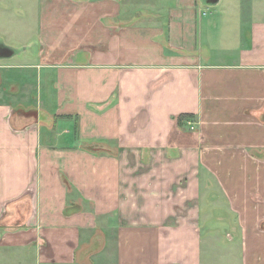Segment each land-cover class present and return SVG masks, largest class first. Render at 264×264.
Wrapping results in <instances>:
<instances>
[{"label": "crops", "instance_id": "crops-1", "mask_svg": "<svg viewBox=\"0 0 264 264\" xmlns=\"http://www.w3.org/2000/svg\"><path fill=\"white\" fill-rule=\"evenodd\" d=\"M36 3L0 34V264H264V0Z\"/></svg>", "mask_w": 264, "mask_h": 264}, {"label": "rangeland", "instance_id": "rangeland-1", "mask_svg": "<svg viewBox=\"0 0 264 264\" xmlns=\"http://www.w3.org/2000/svg\"><path fill=\"white\" fill-rule=\"evenodd\" d=\"M11 2H12V0H11ZM12 3H13V5L11 6L12 9H14V10L17 9L16 11L20 12L23 15H19V20L16 19V21H14L12 24L2 23L5 27H3L1 29L5 28L7 30V33H8V34H4L3 37L4 38L7 37V39L15 38L14 40H12V43L15 44V46L17 47L18 50H22L24 45L27 44L26 41L23 40L24 37H26V36L29 37L37 28V24L35 22L36 13L33 10L34 8L37 9V3H36V0H13ZM34 5H35V7H34ZM38 8H39V6H38ZM27 9L30 12H28ZM17 21H18V23H16ZM1 29H0V34L2 35ZM36 31H38V30H36ZM32 35H34V33ZM18 38H20V40ZM97 247L99 249H101L103 247L102 242L100 243V241H99ZM92 250H91V253L95 252V249L93 250V252H92ZM100 251L101 250H99V252ZM99 252L95 253V255H94V253L91 254L92 257H90V259L93 261H95V260L98 261L99 264H101L100 262H107V260L105 258V253L101 255V253L99 254ZM110 254H112V253H110ZM224 257H225L224 253L223 254L220 253V255L219 254H212L211 255V258L215 259L217 262H219V260H224Z\"/></svg>", "mask_w": 264, "mask_h": 264}, {"label": "trees", "instance_id": "trees-1", "mask_svg": "<svg viewBox=\"0 0 264 264\" xmlns=\"http://www.w3.org/2000/svg\"><path fill=\"white\" fill-rule=\"evenodd\" d=\"M192 118H193L192 115H185V114H184V115H180V116L178 117L179 125L182 126L183 122L188 121L189 119H192Z\"/></svg>", "mask_w": 264, "mask_h": 264}, {"label": "water", "instance_id": "water-1", "mask_svg": "<svg viewBox=\"0 0 264 264\" xmlns=\"http://www.w3.org/2000/svg\"><path fill=\"white\" fill-rule=\"evenodd\" d=\"M219 0H211L212 4H217Z\"/></svg>", "mask_w": 264, "mask_h": 264}]
</instances>
